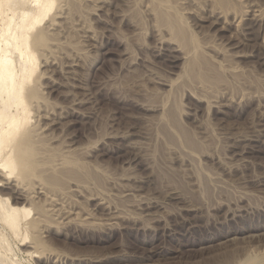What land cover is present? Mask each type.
Wrapping results in <instances>:
<instances>
[{
	"label": "rangeland",
	"instance_id": "rangeland-1",
	"mask_svg": "<svg viewBox=\"0 0 264 264\" xmlns=\"http://www.w3.org/2000/svg\"><path fill=\"white\" fill-rule=\"evenodd\" d=\"M47 16L27 143L55 188L25 201L44 220L31 259L264 264V0H55Z\"/></svg>",
	"mask_w": 264,
	"mask_h": 264
},
{
	"label": "bare ground",
	"instance_id": "bare-ground-1",
	"mask_svg": "<svg viewBox=\"0 0 264 264\" xmlns=\"http://www.w3.org/2000/svg\"><path fill=\"white\" fill-rule=\"evenodd\" d=\"M54 2L55 0H0V171L3 173L0 179V264H39L31 259L40 256L35 254L38 248L31 251L25 247L33 241L29 238V233L39 232V223L44 220L40 218L41 213L30 217L31 208L25 201L40 193L34 192L35 187L41 193L43 189L48 193L53 190L55 183H50L51 179L50 182L47 181L48 175L47 178H42L39 177L40 172L34 171L36 165L32 161L34 159H31L32 149L27 143L32 141L29 136L32 126L28 123L30 102H33L34 97L29 85L37 77L35 67L37 54L40 53L37 50L41 49H37L38 37L43 40L40 37L42 34L39 35L42 27L40 24L48 17ZM32 177L38 180L33 181L35 179ZM31 178L32 183L29 181ZM3 189L8 192L3 193ZM40 210L39 208V212ZM32 243H36L35 240ZM45 263L47 262L43 264Z\"/></svg>",
	"mask_w": 264,
	"mask_h": 264
}]
</instances>
